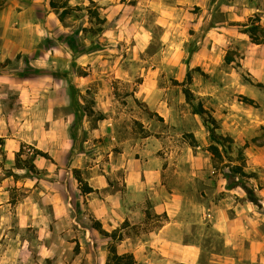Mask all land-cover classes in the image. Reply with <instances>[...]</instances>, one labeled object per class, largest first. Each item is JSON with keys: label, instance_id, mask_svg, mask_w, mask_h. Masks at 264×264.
<instances>
[{"label": "rangeland", "instance_id": "374dc122", "mask_svg": "<svg viewBox=\"0 0 264 264\" xmlns=\"http://www.w3.org/2000/svg\"><path fill=\"white\" fill-rule=\"evenodd\" d=\"M231 1L14 5L8 30L21 45L0 61V264H131L114 252L132 264H186L171 260L179 250L138 248L165 218L147 193L126 188L129 164L163 167L174 184L196 164L227 212L192 226L198 264H264V83L242 67L256 49L244 31L264 26V0H238L232 12ZM229 19L238 41L226 33L204 54L213 50L210 27ZM186 89L216 119L220 143ZM90 180L108 186L95 190ZM108 195L131 210L144 203L145 220L104 219L89 198Z\"/></svg>", "mask_w": 264, "mask_h": 264}, {"label": "crops", "instance_id": "0c3cea01", "mask_svg": "<svg viewBox=\"0 0 264 264\" xmlns=\"http://www.w3.org/2000/svg\"><path fill=\"white\" fill-rule=\"evenodd\" d=\"M24 1L26 3H23ZM20 2L24 6H33L36 0H0V61L14 57L17 47L21 45V43H17L16 40L10 37L8 30L11 28L10 14L14 10V5L18 6V4H21ZM187 2L188 0H186ZM238 4V0L231 1L230 7L227 8L226 6L225 9L232 12L233 9L238 7ZM247 6L251 8L249 5ZM233 21L234 19H229L225 22H216L210 27L208 35L211 33L214 35L208 38L207 41L212 45L213 50L205 49L204 54H210L212 51L217 52L223 42H225L224 38L225 40L228 38V34L231 36L230 43L232 39H235L236 42L238 41L237 36L234 34L239 32L235 29L236 26L230 24ZM261 23L264 25V11ZM252 44L256 49L246 54L242 62V67L250 74V78L264 83V44ZM132 165L125 166L126 170L123 181L126 188L136 193H147L149 199L152 201L154 214L164 216L163 218H165L159 229L150 231L148 238L139 240L138 248L143 249L149 246L162 250H166V248L179 250L169 254L173 262L198 264L202 254V246L195 241L196 236L194 231H192V226L200 223L198 220L201 219L207 220L208 218L213 220L225 218L227 212L222 207V200L213 201L210 199L212 189L209 188L207 183L203 184L201 182L203 179L196 164H191L189 167L190 170L187 171L188 173H186L184 179H188L186 183L181 182L180 184H174L173 182L167 183L165 176L168 172L163 167L144 165L137 167L135 164ZM203 167L209 169L207 168L208 166H201V169ZM94 181L90 180L89 183L95 190L105 189L108 186V182L105 180H100L98 182L100 184H96ZM198 182L205 186L204 190L207 197H204L202 192L199 193L197 190L196 185ZM198 196L202 200L197 198ZM89 199L92 210L97 212L96 204L98 203L97 205L99 206L102 205L103 218L111 219L113 224L117 225V223H122L125 220L137 223L133 222L132 219H136L138 223H141L146 218V207L144 203L137 204L136 208H138L131 210L130 206H127V202H122V198L116 201L111 195H108L102 201L93 197ZM98 214L97 216L100 217Z\"/></svg>", "mask_w": 264, "mask_h": 264}, {"label": "trees", "instance_id": "16d2710c", "mask_svg": "<svg viewBox=\"0 0 264 264\" xmlns=\"http://www.w3.org/2000/svg\"><path fill=\"white\" fill-rule=\"evenodd\" d=\"M244 32L249 35L253 43L264 44V26L253 23ZM226 62L231 63V59L227 57ZM185 92H186V99L192 105L194 114L199 115L203 120V124L208 128L210 132V138L212 139V141L220 143L223 140V137L217 134L216 132V129H217L216 119L211 114H209L208 111L201 104H198L197 106L193 104L192 92L189 89H186ZM209 149L213 155V158L221 156V152L218 146L211 145ZM84 187L85 188L82 189V193H90L93 191L92 188H89L87 186H84ZM96 229L100 231V233L102 234H107V232H105L101 228V224L99 222H97L96 224ZM113 257L114 259L118 261H122L123 259L128 258L131 260L130 263L132 264V256H118L114 252ZM127 264H129V262Z\"/></svg>", "mask_w": 264, "mask_h": 264}]
</instances>
